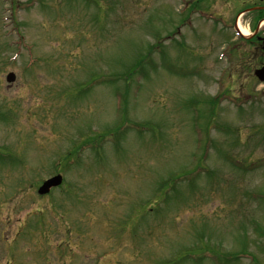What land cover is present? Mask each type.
<instances>
[{
	"label": "rangeland",
	"instance_id": "1",
	"mask_svg": "<svg viewBox=\"0 0 264 264\" xmlns=\"http://www.w3.org/2000/svg\"><path fill=\"white\" fill-rule=\"evenodd\" d=\"M200 1L0 0V264H264V22Z\"/></svg>",
	"mask_w": 264,
	"mask_h": 264
},
{
	"label": "water",
	"instance_id": "2",
	"mask_svg": "<svg viewBox=\"0 0 264 264\" xmlns=\"http://www.w3.org/2000/svg\"><path fill=\"white\" fill-rule=\"evenodd\" d=\"M255 74H256V76H258L259 79L264 80V67H262L260 69H256L255 70ZM6 80L9 81V82L13 81L14 80V73L13 72H9L6 75ZM60 181H61V176L60 175L52 176V177L46 179L45 181H43L42 185L39 187V191L45 192V191L48 190V188L50 186L57 185V184L60 183Z\"/></svg>",
	"mask_w": 264,
	"mask_h": 264
},
{
	"label": "flooded vegetation",
	"instance_id": "3",
	"mask_svg": "<svg viewBox=\"0 0 264 264\" xmlns=\"http://www.w3.org/2000/svg\"><path fill=\"white\" fill-rule=\"evenodd\" d=\"M228 5H226V6H224L225 7V9H227L228 7L230 8V6L231 7H236L237 5H239L240 4V2H245V3H248L247 2V0H224ZM256 1L257 2H259V4H257V5H259V6H264V0H250L249 2H251L252 4L249 6V7H252V6H256ZM232 4V5H231ZM248 8V7H247ZM261 8V7H260ZM227 10H230V9H227ZM241 10V8H239L236 12L238 13L239 11ZM258 21V20H257ZM264 41V38L262 39V42ZM264 43V42H263ZM260 49H261V51L263 52V56H264V46L263 47H261V46H258ZM255 48H256V44H255ZM262 64H264V62L263 63H261V65Z\"/></svg>",
	"mask_w": 264,
	"mask_h": 264
},
{
	"label": "bare ground",
	"instance_id": "4",
	"mask_svg": "<svg viewBox=\"0 0 264 264\" xmlns=\"http://www.w3.org/2000/svg\"><path fill=\"white\" fill-rule=\"evenodd\" d=\"M240 30H241V32L243 33V34H245L246 32L244 31V30H242L241 28H240Z\"/></svg>",
	"mask_w": 264,
	"mask_h": 264
}]
</instances>
